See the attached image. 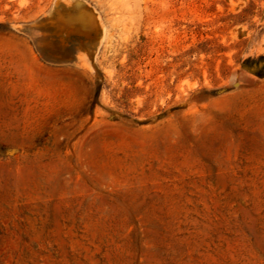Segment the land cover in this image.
Listing matches in <instances>:
<instances>
[{
    "label": "rangeland",
    "instance_id": "obj_1",
    "mask_svg": "<svg viewBox=\"0 0 264 264\" xmlns=\"http://www.w3.org/2000/svg\"><path fill=\"white\" fill-rule=\"evenodd\" d=\"M0 264H264V0H0Z\"/></svg>",
    "mask_w": 264,
    "mask_h": 264
},
{
    "label": "crops",
    "instance_id": "obj_2",
    "mask_svg": "<svg viewBox=\"0 0 264 264\" xmlns=\"http://www.w3.org/2000/svg\"><path fill=\"white\" fill-rule=\"evenodd\" d=\"M50 41H51V44L55 45V48L58 47V46H61V45H60V42H59V39H57V38H55V37H53L52 39H50ZM48 43H49V42H48ZM77 56H78V53L75 52V53H74V57H77ZM51 57H52L53 59H55V60L58 61V59H61V58H62V54L56 52V53L51 54Z\"/></svg>",
    "mask_w": 264,
    "mask_h": 264
}]
</instances>
